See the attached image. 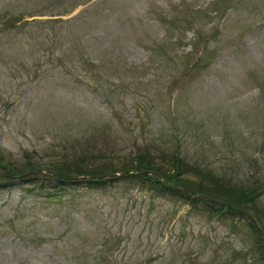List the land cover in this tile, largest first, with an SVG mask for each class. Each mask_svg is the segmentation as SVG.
<instances>
[{"label":"rangeland","instance_id":"374dc122","mask_svg":"<svg viewBox=\"0 0 264 264\" xmlns=\"http://www.w3.org/2000/svg\"><path fill=\"white\" fill-rule=\"evenodd\" d=\"M136 157L248 214L48 172ZM261 233L264 0H0V264H264Z\"/></svg>","mask_w":264,"mask_h":264},{"label":"trees","instance_id":"16d2710c","mask_svg":"<svg viewBox=\"0 0 264 264\" xmlns=\"http://www.w3.org/2000/svg\"><path fill=\"white\" fill-rule=\"evenodd\" d=\"M178 155H175V160H178ZM136 163L134 165L126 166L120 168L118 171L113 170H102L100 168L87 169L83 172H74L69 170L68 168L62 169H51L49 174L55 177L58 180L63 181H73L77 179V176L82 175L86 176L88 179L90 178L91 184L103 183L107 180L116 179V173H121L123 176H131L136 178L137 180L145 183L151 190L159 191V192H173L186 199H190V201H205L210 202L216 206L214 208L217 210V215H221L224 213H230L233 211L240 212L243 215L248 214V207L245 203L247 199L246 191H239L234 189L231 186H224L218 193L222 198L221 200L215 199L212 196L211 191H203L201 189H197L196 187H192L189 185V182L182 178L184 172L173 171L169 172V170H164L161 168H157L154 161L149 159H143V157H136ZM5 170L4 175H14L16 177L22 176L24 173L23 169H15L9 168L8 166L4 167ZM89 181V180H88ZM236 190V191H234ZM218 191H215V193ZM262 230V229H261ZM262 233L260 234V242L264 245V238ZM263 257V254L261 255Z\"/></svg>","mask_w":264,"mask_h":264},{"label":"bare ground","instance_id":"6f19581e","mask_svg":"<svg viewBox=\"0 0 264 264\" xmlns=\"http://www.w3.org/2000/svg\"><path fill=\"white\" fill-rule=\"evenodd\" d=\"M233 74H236V72H233ZM201 103H202V106H201L202 109H206L207 107H212L213 106L210 102L207 103V102H204L203 100H201Z\"/></svg>","mask_w":264,"mask_h":264}]
</instances>
